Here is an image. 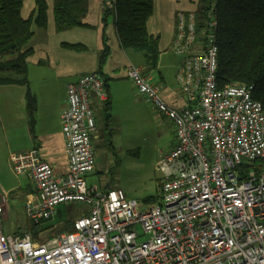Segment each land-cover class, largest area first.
I'll return each mask as SVG.
<instances>
[{"label":"built area","instance_id":"1","mask_svg":"<svg viewBox=\"0 0 264 264\" xmlns=\"http://www.w3.org/2000/svg\"><path fill=\"white\" fill-rule=\"evenodd\" d=\"M216 29L213 8L204 17L177 14L171 49L182 56L181 108L165 101L140 66L127 67L137 91L175 126L176 143L158 161L160 202L145 206L121 188L88 185L96 167L92 97L109 95L101 73H85L68 85L61 114L68 171L57 173L38 148L12 154L11 162L34 182L26 203L31 220L54 217L65 202L86 203L90 211L73 231L38 242L4 232L9 196L0 193V264H264V107L251 85L219 88Z\"/></svg>","mask_w":264,"mask_h":264},{"label":"rangeland","instance_id":"2","mask_svg":"<svg viewBox=\"0 0 264 264\" xmlns=\"http://www.w3.org/2000/svg\"><path fill=\"white\" fill-rule=\"evenodd\" d=\"M47 1L48 25H35V35L28 44L34 49L28 58V84L0 85V169L9 149L7 118L18 120L21 126L23 118L31 122L35 116L36 111L31 113L29 107L30 93L41 101L48 88L57 87L58 82L71 83L88 71H102L109 77L114 96L110 111L113 118L106 125V101L103 111L98 114L104 129L99 131L101 138L93 141L96 167L87 174V183L89 186L97 184L101 190L121 188L128 197L137 199L145 206L152 205L147 201L161 193L163 174L158 169V161L162 154L173 148L176 136L174 123L142 96L128 77L127 67L130 64H146L144 54L122 48L113 17H109L106 23L102 19L101 0H89L90 12L85 20L91 27H74L63 31L56 29L54 0ZM200 1L154 0V12L148 21V29L160 36L163 54L156 70L168 80H175L180 56L172 49L168 51L177 30V14L185 10L198 11ZM35 7V0H25L23 16H30ZM71 44L82 47L75 48ZM106 49L108 52L102 63ZM156 75L159 76L158 73ZM0 193L9 196L6 190H0ZM11 202L17 204L21 198L14 197ZM57 209V215L43 221L38 232L29 229L24 208H13L12 219L21 221L22 218V230L31 231L38 241H46L51 235H56L66 217L85 213L88 205L65 202ZM10 222H5L6 232L9 231ZM138 229L143 234L140 240H146L148 234H144L140 225Z\"/></svg>","mask_w":264,"mask_h":264},{"label":"trees","instance_id":"3","mask_svg":"<svg viewBox=\"0 0 264 264\" xmlns=\"http://www.w3.org/2000/svg\"><path fill=\"white\" fill-rule=\"evenodd\" d=\"M35 1V9L30 16L24 17L25 0H0V85L29 82L28 58L34 49L28 44L35 35L34 26L47 27L49 21L48 1ZM210 8L214 9L217 20L219 88L235 82L251 85L253 97L264 107V0H201L197 13L204 17ZM53 12L58 31L91 27L85 20L90 12L89 0H54ZM153 12L154 0L102 1V19L106 23L109 17H113L122 48L143 53L147 65L156 68L161 49L160 36L148 29ZM70 46L82 47L80 44ZM106 52L107 49L101 58L102 63ZM29 98L32 113L36 109V98L31 93ZM110 109V101H107V119L112 116ZM161 197L162 190L158 197L147 202H160ZM81 215L66 217L56 235L73 231L74 222ZM37 225L32 226L35 229Z\"/></svg>","mask_w":264,"mask_h":264},{"label":"crops","instance_id":"4","mask_svg":"<svg viewBox=\"0 0 264 264\" xmlns=\"http://www.w3.org/2000/svg\"><path fill=\"white\" fill-rule=\"evenodd\" d=\"M102 1L103 0H101L99 4L101 16H102ZM174 38H175V34L171 38L168 51H170L171 49ZM162 54L163 52L161 50L160 57ZM181 62H182V56L180 55L177 64L175 80L166 79L161 72L156 70L158 66L156 68H151L147 65V63L145 65H138L141 67L142 72L148 77H150L153 83H155L160 87L161 95L163 96L165 101H167L169 105L175 108H181L186 103V93L177 79V72L181 65ZM88 72H99V71H88ZM157 73L159 74V76L156 75ZM102 74L107 81L106 88L109 96L107 100H102L95 95L92 97V106L97 121V131L93 134V141L101 138L99 131L104 129V126H102L98 117L99 112L103 111L106 101H110L111 104L110 111H111L113 108V101H114V96L112 95L111 86L109 85V80H108L109 77L106 76L103 72ZM69 84L70 83L58 82L57 87L51 90L48 88L46 95L42 97L41 101L37 98L36 109H35L36 112L31 122L30 121L27 122L23 118L22 124L21 126H19L18 120L15 121L14 119L12 120V118L10 117L7 118L6 135L9 138V142H8L9 155L7 152L5 160L1 164L3 168L0 169V173L2 172L0 175V190L3 191L6 190L9 192V199L8 202L4 205L3 217H2L3 230L8 235L17 236V235H25L28 233L35 239L31 231L30 233L29 231L22 230L23 228L22 218L21 221L19 219L18 220L12 219L13 208H24V213L30 230L33 229L36 232L39 231L41 224L43 223V221L36 222L35 220H31L27 216L26 203L34 197V192H35L34 182L32 178L27 174L17 175L15 173L11 162V155L14 153L24 152L32 148H38L41 152V156L43 157V159L48 161L53 166L54 170L57 173H66L68 171L69 162L66 154L65 139L62 131L61 114L67 106V88ZM112 118H113L112 116L110 117V119L106 118L107 120L106 125L110 124V120ZM110 134L112 137V133ZM174 145L172 147H174ZM14 197H20L21 202L17 204L12 203L11 199ZM89 211H90V205H88V209L86 212L88 213ZM57 212H59V210ZM8 221L11 222L8 225L9 231L6 232L5 222ZM34 224H38L35 229L33 228ZM53 236L56 235H51L49 239L52 238ZM35 240L38 241V239ZM38 242H45V241H38Z\"/></svg>","mask_w":264,"mask_h":264}]
</instances>
